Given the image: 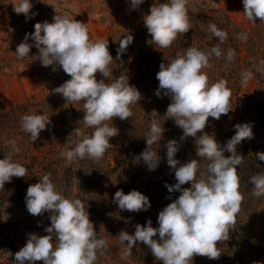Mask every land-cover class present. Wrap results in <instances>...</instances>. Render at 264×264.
<instances>
[{"label":"clouds","instance_id":"clouds-1","mask_svg":"<svg viewBox=\"0 0 264 264\" xmlns=\"http://www.w3.org/2000/svg\"><path fill=\"white\" fill-rule=\"evenodd\" d=\"M143 2L130 0L131 9H136ZM242 2L243 14L249 21L259 18L264 23V0ZM32 8L31 0H15L13 3V11L18 15L24 14L26 20L38 14L30 13ZM53 21L36 23L34 32L25 35L15 53L20 60L28 58L33 47L28 43L31 38L38 49V56L33 59H39L43 67L53 66V71L58 66L71 77L52 91L61 94L66 104L83 102V124L94 131L84 134L76 128L71 135L75 133L80 139L72 141L60 155L67 165L85 158L99 161L112 147L109 139L119 133V129L108 122L117 117L120 120L130 118L133 115L131 108L138 104L141 93L129 84L127 76L121 75L112 82H106L112 75L110 65L114 62L108 41L93 42L87 24L67 16L55 15ZM143 23L155 48H170L179 35L192 29L188 0H165L164 3L157 0L150 7V14L143 17ZM208 30L218 38L217 45L209 50L188 47L174 59L162 62L156 74L159 86L155 95L162 98L163 93L171 100L164 116L183 130L181 141L194 138L195 154L199 159L181 164L175 158L180 144L175 139L166 142L167 165L174 171L176 183L165 184V187L169 193L178 191L180 195L159 212L158 227H153L151 219H148L145 225H135L134 234L120 231L116 239L124 246L123 260L132 256L137 242L146 245L162 264H192L196 255L218 259L221 250L217 242L227 241L230 230L237 225L244 200L237 166L242 165L245 159L237 151V146L245 139H253L254 133L251 124L238 123L234 125L235 135L221 146L213 135L204 132L209 117L219 120L232 110V92L227 81L221 79L210 83L204 70L211 67L212 57L220 59L223 56L227 63H231L236 56L234 49L229 48L225 53L219 47L228 38L226 31L215 24H209ZM238 38L246 40L247 36L241 33ZM133 40V35L128 34L119 41L117 60ZM260 65L264 66V61ZM256 71H264V68L257 67ZM97 73L106 79L97 80ZM251 79L253 72L241 73V86H247ZM148 116L150 128L144 136L147 146L140 158L150 171H154L160 163L155 145L160 144L165 129L159 123L160 115L155 109ZM50 123L49 116L45 114H25L21 117V130L29 134L32 143ZM6 143L10 151L0 159V189L13 177H25L28 172L13 159L20 152L16 140ZM225 152L230 155L226 157ZM255 157L264 161V152H257ZM189 183L190 187H182ZM248 183L253 185V196H264V170L250 176ZM25 199L27 211L32 216L49 213L51 223L45 228L47 235L29 234L25 246L14 254L15 264H36L38 261L42 264H96L98 257L104 255L108 241L98 237L85 202L66 197L58 191L50 173L27 188ZM113 199L121 211L138 213L151 207L149 198L137 190L128 194L118 190ZM157 235L159 239H154Z\"/></svg>","mask_w":264,"mask_h":264},{"label":"trees","instance_id":"trees-1","mask_svg":"<svg viewBox=\"0 0 264 264\" xmlns=\"http://www.w3.org/2000/svg\"><path fill=\"white\" fill-rule=\"evenodd\" d=\"M188 14L192 29L179 35L167 49L155 48L145 25L115 33L105 40L108 41L109 52L114 61L110 65L112 75L106 82H112L121 75L127 76L129 84L139 90L142 98L138 104L132 106L133 115L130 118L120 120L117 117L113 118L112 122H108L109 125L118 128L119 133L109 139L112 147L106 151L101 160L85 158L67 165L65 158L60 155L69 148L72 141L80 139L75 133L71 135L76 128L84 134H91L94 129L85 128L83 124V102L66 104L61 94L52 91L71 79L58 66L56 71L51 67L42 71L43 77L52 83L51 86L42 88L38 94L29 96L21 102L0 108V159L10 151L6 141L15 139L20 152L15 154L13 159L28 169L25 177H13L11 182H6L3 189H0V260L5 257L8 252L7 246L11 242L1 230L12 226L11 223L17 222L16 225H23L21 221L11 220L9 212L14 208L8 203H20L22 196L27 194V188L38 183L44 174H51L57 190L66 197L79 198L83 202L87 199V194L80 185L89 171L101 172L104 177L116 179L121 184L135 183L129 173L133 165L143 162L140 154L147 146L144 136L150 128L148 114L154 109L160 115L159 123L165 129L160 144L155 145L160 163L149 175L153 192L149 193L144 186L137 188V191L149 198L152 203L150 208L156 211L163 210L178 198L180 192L169 193L165 187V184L176 183L174 171L167 165L166 142L175 139L180 144L175 158L181 164L199 157L195 154L194 138L188 137L181 141L183 130L176 126L172 119L164 116L171 100L170 97L163 96V93L162 98L155 95L159 86L156 74L162 62L167 63L174 59L178 53L182 54L188 47L209 50L217 45L218 38L208 30L209 24H215L228 33L227 40L219 45L222 52L226 53L231 48L235 50L236 56L231 63H227L223 56L220 59L212 57L211 67L204 71L210 83L221 79L227 81V86L232 92V110L227 115H222L219 120L209 117L204 132L213 135L217 142L224 146L235 135L234 125L249 123L254 138L245 139L237 146V151L245 158L244 163L237 166L240 191L244 195L237 216V225L235 229L230 230L227 241L217 242V247L221 250L218 259L196 255L192 264H255V262L264 264V196L259 198L253 196L251 191L253 185L248 183L250 176L264 170V161H259L255 157L257 152H264V71H256L257 67L264 68L260 65V62L264 61V23L256 18L253 24H236L213 8L196 12L188 7ZM241 33L247 36L246 40L238 38V34ZM128 34L133 35L134 40L117 60L119 41ZM248 71L253 72V79L247 86H241V73ZM96 76L97 80L106 79L100 73ZM25 114H45L51 121L46 129L41 131L39 138L32 143L29 134L21 130V117ZM229 155L230 153L225 152L226 157ZM199 176L200 173L197 174V178ZM76 179L79 181L78 184ZM190 186L189 183L182 187ZM28 215V219L33 218L31 214ZM41 216L42 226H50V214L44 213ZM25 244L26 242L20 247ZM141 249L147 264H162V261L155 259L147 246Z\"/></svg>","mask_w":264,"mask_h":264},{"label":"rangeland","instance_id":"rangeland-1","mask_svg":"<svg viewBox=\"0 0 264 264\" xmlns=\"http://www.w3.org/2000/svg\"><path fill=\"white\" fill-rule=\"evenodd\" d=\"M14 2L15 0H0V108L21 102L29 96L38 94L42 88L52 85L43 77L42 71L53 66L43 67L39 59L32 58L38 56V49L31 38L28 43L33 44V47L28 58L20 60L15 53L25 35L34 32L36 23L44 21L52 23L55 15L67 16L87 24L93 42L105 41L115 33L144 25L143 17L150 14V7L157 0H144L136 9H131L130 0H31L33 8L30 13L38 14L27 20L24 14L18 15L13 11ZM159 2L164 3L165 0ZM188 7L196 12L213 8L240 25L254 23L243 14L242 0H188ZM151 172L153 171H150L144 162H140L133 165L129 173L135 182L133 184H121L116 179L104 177L101 172L92 171H89L81 181L80 187L87 194L84 202L89 219L93 222L98 237L108 241L107 250L104 255L98 257L96 264H147L141 249L146 245L137 242L132 249V256L128 260H123L121 253L124 246L116 238L121 230L134 234L135 225H145L148 219H151L153 227H158L160 210L150 208L138 213L121 211L113 198L118 190L128 194L131 190L143 186L149 193L153 192L154 188L149 178ZM25 198L26 195H23L21 202L17 204L8 203L14 208L9 212L11 220L21 221L23 225L11 223L12 226L1 230L11 242L0 264H15L14 254L21 249L20 245L27 242L29 234L47 235L45 228L48 226H42V216L36 218L32 216V219H28L30 213L27 211ZM150 204L152 205L151 201ZM16 216L18 219H15ZM126 220L129 222L126 223ZM154 239H159L158 235ZM36 264L42 262L38 261Z\"/></svg>","mask_w":264,"mask_h":264}]
</instances>
